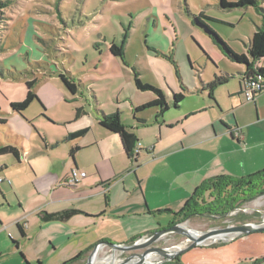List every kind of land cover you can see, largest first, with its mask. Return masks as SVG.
Instances as JSON below:
<instances>
[{"label": "crops", "instance_id": "1", "mask_svg": "<svg viewBox=\"0 0 264 264\" xmlns=\"http://www.w3.org/2000/svg\"><path fill=\"white\" fill-rule=\"evenodd\" d=\"M177 21L190 38L196 36L207 48L201 47V55L189 49L178 29H171L174 21L169 25L172 39L159 35L168 46L163 51L153 47L149 56L157 60V56L168 55L175 66L167 88L158 87L168 106L163 113L154 108L134 119L133 109L155 98L151 92L138 90L135 79L126 81L125 75L110 74L108 69H98L100 73L96 68L98 78L90 74L74 77L65 71L75 92L64 87L62 95L73 104L74 114L60 120L44 118L51 125L65 127L56 139L46 135L42 151L37 152L54 157L45 166L47 174L39 181L35 178V191L20 193L16 179L8 178L7 165L0 164L4 176L0 178V264H63L84 254L78 263L82 264L100 243L123 244L168 228L208 179L221 175L244 178L264 170V92L246 103L240 93L246 66L232 62L202 27L191 20ZM247 48L240 55L249 58ZM211 54L223 65L215 64ZM253 67L264 69V58ZM134 68L139 79V69ZM120 69L133 77L131 67ZM215 77L225 83L209 93L205 85ZM109 80H119L118 95L105 111L95 88L96 83ZM261 81L264 84V78ZM174 93L184 95L176 108L172 106ZM114 113H119L122 125L139 144L132 158L124 153L118 135L99 125L102 115ZM236 128L240 139L233 136ZM81 130H86L82 137L65 140ZM15 148L18 157L11 156L19 167L20 157L25 159L27 152ZM62 148L64 154L51 156ZM74 169L86 177L76 186H67L65 181ZM70 210L77 213L65 221H41L43 214ZM162 264H264V233L192 248L176 262Z\"/></svg>", "mask_w": 264, "mask_h": 264}, {"label": "rangeland", "instance_id": "2", "mask_svg": "<svg viewBox=\"0 0 264 264\" xmlns=\"http://www.w3.org/2000/svg\"><path fill=\"white\" fill-rule=\"evenodd\" d=\"M1 1L7 2L8 7L0 11V147L15 146L27 153L25 159L20 157L22 165L19 167H16L17 161L9 154L0 155V164L7 165L9 180L15 178L20 193L25 194L35 191V178L39 181L47 174L45 166L54 158L37 153L42 151L46 135L56 139L65 130L63 126L49 124L44 118L49 115L60 120L74 114L73 104L62 95L65 88L56 70L62 71V75L69 79L71 77L65 71H70V75L74 77L90 74L98 78V73L94 71L96 68L97 71L108 69L110 74H122L126 81L129 78L134 81L135 77L138 78L135 66L139 69L142 83L156 89L163 86L167 88L170 79H174L175 66L167 58L168 55H156L157 60H154L148 52L153 47L158 51L167 48L168 43L159 35L164 34L172 39L169 31L171 21L176 23L175 27L172 24L171 29H178L179 36L185 38L182 40L185 45L203 53L201 47L206 46L196 36L190 38L177 19L193 22L194 17L197 18L239 55L246 52L256 27H264V0H255L256 7L233 9H223L220 6L221 0ZM224 1L235 3L237 0ZM112 44L123 52L122 57H115L110 53ZM211 55L215 64L223 65L214 54ZM177 60L179 58L175 59ZM121 67H131L133 77L128 76ZM178 73L180 76V72ZM28 84H32L31 91L35 93L37 100L21 114L15 113L10 104L25 98ZM96 84L98 87L95 89L103 102V109L108 111L109 104L114 102L113 97L118 95L116 90L119 80ZM233 84L230 83L229 86H234ZM129 94L126 90L125 95ZM59 154H64L63 148L51 156ZM3 177L0 172V178ZM262 213L264 195L244 203L226 218L213 220L194 217L187 225L207 231L234 223L244 216ZM166 239L169 244H178L182 237L170 235ZM129 254L119 253L115 257L121 261ZM110 256L112 255L108 249L101 248L97 260L101 262ZM161 261L162 257L156 260ZM85 263L86 259L82 264Z\"/></svg>", "mask_w": 264, "mask_h": 264}, {"label": "trees", "instance_id": "3", "mask_svg": "<svg viewBox=\"0 0 264 264\" xmlns=\"http://www.w3.org/2000/svg\"><path fill=\"white\" fill-rule=\"evenodd\" d=\"M220 6L223 9L246 8L248 6L256 7V3L255 0H237L235 3H227L224 0H221ZM7 7L8 3L0 0V11ZM193 23L202 27L209 36L213 37L232 62L245 65V74H255V76L261 80L264 78V69L253 67L255 61L264 58L263 28H257L252 34L247 48V54L249 57L247 58L245 55L234 53L216 34L213 33L211 29L202 25L197 18L194 17ZM110 53L115 57L123 56V52L114 44L110 47ZM59 79L70 93L75 92V85L71 81V78L68 79L65 75L60 74ZM224 83L225 80L215 77L211 82L205 85V90L212 93L214 89ZM135 85L136 88L142 92H151L155 98L142 106L134 108L132 111L134 119L138 113L146 110L157 108L160 110V113H163L168 108L165 102V97L159 89L141 83L137 77H135ZM31 88L32 84H28L25 98L20 102H13L10 104L13 112L21 114L34 100H37V96L31 91ZM183 98L184 95L182 93H174L172 95V106L174 108L178 107ZM99 125L105 130L118 135L126 156L129 158L134 157L137 141L134 135L122 125L119 113L102 115ZM85 133L86 130L78 131L70 134L65 140L80 138ZM72 153L73 151H71V154ZM4 154H10L15 158L18 157L17 149L13 146L0 147V155ZM260 195H264V170L253 173L244 178H233L226 175L210 178L195 190L194 194L185 203L183 208L176 213L177 220L170 226L194 217H222L226 213L239 208L244 203H248ZM76 213V211L70 210L57 214H43L41 215V221H65ZM86 253L88 252H85V254ZM83 255L84 254H78L63 264H78L82 260L81 257ZM177 260L178 257H175L172 261L176 262Z\"/></svg>", "mask_w": 264, "mask_h": 264}, {"label": "water", "instance_id": "4", "mask_svg": "<svg viewBox=\"0 0 264 264\" xmlns=\"http://www.w3.org/2000/svg\"><path fill=\"white\" fill-rule=\"evenodd\" d=\"M237 209L226 213L222 217L207 218L213 220L226 218L236 212ZM189 221L191 219H186L163 230L123 244L100 243L88 255L85 264H90L94 254L101 248L108 249L112 256L116 252L120 254L129 252L130 254L123 258L119 264H154V262L145 263V259L149 256L162 257V264L171 262L175 257L182 255L192 248L214 247L238 238H245L253 233H264V213L250 217L244 216L234 223L207 231L188 227ZM170 235L180 236L182 240L178 244H169L166 238Z\"/></svg>", "mask_w": 264, "mask_h": 264}, {"label": "built area", "instance_id": "5", "mask_svg": "<svg viewBox=\"0 0 264 264\" xmlns=\"http://www.w3.org/2000/svg\"><path fill=\"white\" fill-rule=\"evenodd\" d=\"M264 92V84L262 83L261 79L255 76V74L249 75L245 74L242 78V85L240 89V93L246 103H251L255 100V98ZM233 136L237 139L241 138V133L236 128L233 130ZM139 144H136L135 152H137ZM86 174L84 172H80L78 170H72L65 181V185L67 186H76L78 185L84 178ZM3 180L0 179V182ZM8 183H10L8 181ZM154 264H161V262H154Z\"/></svg>", "mask_w": 264, "mask_h": 264}, {"label": "bare ground", "instance_id": "6", "mask_svg": "<svg viewBox=\"0 0 264 264\" xmlns=\"http://www.w3.org/2000/svg\"><path fill=\"white\" fill-rule=\"evenodd\" d=\"M100 250V249H99ZM99 250L94 254V256L92 257V259H91V262H90V264H119L121 261H119L118 259H117V257H115L116 255H118V254H114L112 257H109V258H105V259H103L101 262L100 261H98L97 260V254H98V252H99ZM107 255V254H106ZM158 259V257H156V256H149V257H147L146 259H145V263H153L154 261H156Z\"/></svg>", "mask_w": 264, "mask_h": 264}]
</instances>
